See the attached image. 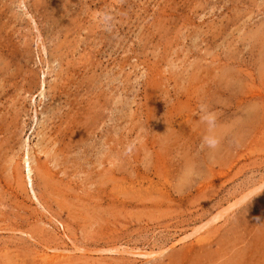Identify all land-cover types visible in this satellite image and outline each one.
Listing matches in <instances>:
<instances>
[{"label":"rangeland","instance_id":"obj_1","mask_svg":"<svg viewBox=\"0 0 264 264\" xmlns=\"http://www.w3.org/2000/svg\"><path fill=\"white\" fill-rule=\"evenodd\" d=\"M0 264H264V0H0Z\"/></svg>","mask_w":264,"mask_h":264},{"label":"bare ground","instance_id":"obj_2","mask_svg":"<svg viewBox=\"0 0 264 264\" xmlns=\"http://www.w3.org/2000/svg\"><path fill=\"white\" fill-rule=\"evenodd\" d=\"M42 86H43V84H42ZM43 88V87H42ZM42 94V93H41ZM54 136V135H53ZM42 140V139H41ZM38 152V151H37ZM23 165H24V172H25V175H24V178L26 179V182L29 184V186H30V188L32 189V184H33V182H32V168H31V160H30V157H29V155H28V153L26 154V156H25V158H24V160H23ZM43 170V169H42ZM133 190V189H132ZM32 192V191H31ZM33 194V196H34V193H32ZM34 198H35V196H34ZM39 199V198H38ZM35 200H36V202H37V199L35 198ZM40 201V200H39ZM38 203V202H37ZM42 204V203H41ZM44 205V204H43ZM44 207V206H43ZM61 225V224H60ZM75 249V248H74ZM115 249V248H114ZM56 249H54V251H55ZM59 250V249H58ZM61 252H62V250H60ZM65 251V250H64ZM63 251V252H64ZM77 251V250H76ZM81 251V250H80ZM48 252V251H47ZM150 253H152V252H150ZM45 254V253H44ZM63 254V253H62ZM41 255V254H40ZM47 255V254H46ZM132 255H134V256H137V257H146V256H148V255H152V254H146V253H143V252H135V253H133ZM151 257V256H150ZM38 258H42L41 256L39 257L38 256ZM57 258H59V257H55L54 256V258L53 259H55V260H57ZM50 262V261H49Z\"/></svg>","mask_w":264,"mask_h":264},{"label":"clouds","instance_id":"obj_3","mask_svg":"<svg viewBox=\"0 0 264 264\" xmlns=\"http://www.w3.org/2000/svg\"><path fill=\"white\" fill-rule=\"evenodd\" d=\"M209 148H216L219 144V141L215 138H209V137H205V141H204Z\"/></svg>","mask_w":264,"mask_h":264}]
</instances>
